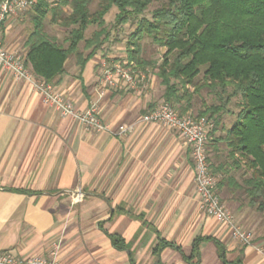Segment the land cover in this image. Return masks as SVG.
<instances>
[{"label":"crops","instance_id":"1","mask_svg":"<svg viewBox=\"0 0 264 264\" xmlns=\"http://www.w3.org/2000/svg\"><path fill=\"white\" fill-rule=\"evenodd\" d=\"M31 14L0 26L3 47L23 59ZM68 60L56 90L79 111L98 101V116L113 133L132 129L90 131L0 69V253L48 257L58 243L59 264H264L263 229L244 247L200 211L189 145L171 129L141 121L162 99L157 77L144 94L106 90L98 99L99 58L82 71L74 59L67 69ZM227 200L235 223L256 227L241 219L250 213L246 205L233 194Z\"/></svg>","mask_w":264,"mask_h":264},{"label":"trees","instance_id":"2","mask_svg":"<svg viewBox=\"0 0 264 264\" xmlns=\"http://www.w3.org/2000/svg\"><path fill=\"white\" fill-rule=\"evenodd\" d=\"M92 1L98 2L94 13L89 11ZM152 2L57 0L52 6L46 0H36L32 31L25 42V67L55 87L70 57L82 71L100 52L109 39L105 16L111 9L117 10V25L136 20L126 51L128 62L145 65L140 58V41L145 37L164 48L156 68L163 102L174 110L177 106L179 114H184L192 107L193 94L187 87L207 88L216 103L204 107L195 118L212 120L209 137L219 124L214 117L231 98H240L235 121L220 139L226 154L214 156V162L208 159L209 168L214 176L222 175L217 194L222 188L234 196L238 193L248 207L264 214V0H162L150 18L143 17ZM46 21L65 32L62 42L48 34ZM91 27L95 29L86 38ZM200 74L202 80L198 81ZM238 170L242 171L239 181L233 175ZM108 237L114 246L122 247V239ZM197 243L193 245L195 252Z\"/></svg>","mask_w":264,"mask_h":264},{"label":"built area","instance_id":"3","mask_svg":"<svg viewBox=\"0 0 264 264\" xmlns=\"http://www.w3.org/2000/svg\"><path fill=\"white\" fill-rule=\"evenodd\" d=\"M36 0H0V26L7 17L17 16L33 9ZM133 63L124 65L117 63H101L100 82L105 88L112 90L145 89L146 75L131 68ZM0 69L7 70L15 79L22 80L40 95L42 102L53 107L60 116L69 117L79 122L84 128L95 133L125 134L132 126L119 127L118 131H111L98 116V101L91 102L84 111L77 110L73 103L66 100L56 88L32 74L24 65L22 56L7 51L0 42ZM141 88V89H140ZM104 91H98V99ZM145 123L161 124L183 138L190 147L191 160L194 168V183L197 194L198 208L207 217L229 227L233 240L240 245L252 246L254 235L242 230L234 223L230 212L223 205L217 194V178L210 172L207 155V136L212 123L206 118L194 119L189 115L180 116L167 103H162L153 111L147 112L141 118ZM59 244H54L53 251L48 257L32 255L24 258L14 257L8 253H0V264H59L57 252Z\"/></svg>","mask_w":264,"mask_h":264},{"label":"rangeland","instance_id":"4","mask_svg":"<svg viewBox=\"0 0 264 264\" xmlns=\"http://www.w3.org/2000/svg\"><path fill=\"white\" fill-rule=\"evenodd\" d=\"M46 2L49 5L53 6L57 3V0H46ZM161 3H162V0H153L152 4L148 7V10L146 12H144V14L142 16L146 17V18H150L151 12L154 9H156L157 7H159ZM97 8H98V2L92 1L91 4L89 5V11L91 13H94L97 10ZM33 10H34V8L29 10V11H26V12H33ZM63 11L69 12L68 7H63ZM116 14H117V10L115 8H113L105 16L106 29L109 32V39L105 42V44L102 46V49L100 50V52H98L96 55V57L99 58V60H98L99 66L97 65V67L99 69L101 68L100 64L103 62H107L109 64L117 63V64H121V65H124L125 63H132V62H128V55H127L126 51H127V49H129V46H128V41L130 38L129 36L136 29V25H137L136 22L137 21L132 19V20L128 21L126 24L117 25L115 22V15ZM94 29L95 28H93V27L89 28L85 33V37L86 38L90 37ZM46 31L48 32L49 35H51L53 38H55L59 42H62V40L65 37V32L62 29H59L56 26L50 25L48 23V21H46ZM140 52H141L140 58L144 61L145 65L138 66V65H136V63H133V65L132 64H130V65H131V68H133L134 70H138V71L143 72L147 77V81L149 82L152 77L156 76V72H157L156 68H157V65H159L161 63V59H162V56L165 52V49L157 47L156 45L151 43L150 39L145 37L140 41ZM71 60H73L72 57H70L68 60L67 69H69V67H70V61ZM99 72H101V69L99 70ZM99 77H101V75ZM196 80H198V81L202 80L201 74L197 77ZM157 81L159 82L160 80L157 78ZM149 87H150V84L148 83L147 87L145 89L140 88L141 89L140 91H137V90H129V91H131V92L134 91V92H137L139 94H144L145 92H147L149 90ZM187 89L191 93V95L193 94V96H192V107L186 113L179 114L180 109L177 106H175V111L180 116L189 115L192 118L196 119L195 116H197L198 113H200L201 110L204 109V107H209V106L216 103V98L213 97V95L210 94V91L202 85L197 90H194L191 86H188ZM101 90H103L105 92L106 90H112V89L105 88L104 85H102ZM101 90H99V91H101ZM121 90L122 89H119L116 91H121ZM227 91H230V90L228 89ZM162 103H165V102H163V99H161L158 102H155V104H153V106L151 107L152 109L146 111V113L153 111ZM239 103H240L239 97L231 98L229 100V102L227 103V105L224 106L223 111L220 112L219 115L214 117L215 120L218 119L219 117H221V119L219 120V125H217L215 127L216 128L215 131L212 132L211 137H209V132L211 131V129L208 132V136H207V151H208V153H207V155H208L209 163L214 162V156H218L221 158L223 156H225L226 148H225V145L220 141V139L225 135V132L222 133V131L220 130L221 129L220 126L223 123V125L225 126V131H227L226 128L231 123L233 124L234 119H232L231 116L234 113H238ZM168 105L170 107H172L170 104H168ZM182 105L184 106L185 103H182ZM241 174H242V171H239V170L233 171V175L235 176V178L238 181H239V176ZM215 177L217 178V180H219L222 177V175L218 174V175H215ZM230 194H232V193H229L226 188H222L221 191H219L218 195H219L223 205L225 206V208L230 212L231 216L233 217V215H232L233 212L230 210V205L228 204L229 201L227 200V198L230 196ZM234 197H236L237 200H239L240 202H242L244 205L247 206L243 196H240L237 193V194H235ZM248 209H249L250 213L246 214L247 216H245L244 218H241V219L243 221L250 219V221L254 222L256 227L246 228V227H243L242 225L241 226L238 225L237 223H235V221H234V223L237 226H239L242 230H244L246 232H250L252 234H253V232H252L253 230L256 232L258 230L263 229V231H264V214L259 213L250 207H248ZM233 220H234V218H233Z\"/></svg>","mask_w":264,"mask_h":264}]
</instances>
